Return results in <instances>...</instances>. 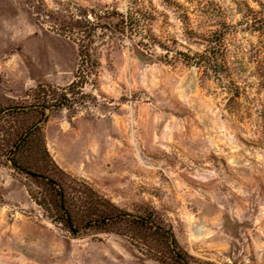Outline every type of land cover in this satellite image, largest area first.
I'll return each mask as SVG.
<instances>
[{
    "label": "rangeland",
    "instance_id": "obj_1",
    "mask_svg": "<svg viewBox=\"0 0 264 264\" xmlns=\"http://www.w3.org/2000/svg\"><path fill=\"white\" fill-rule=\"evenodd\" d=\"M85 19L98 66L75 80ZM74 81L46 112L49 159L33 141L27 162L153 209L193 264H264V0H0V110ZM40 119L1 115L0 140ZM40 184L0 157V264H159L116 234L73 238L31 200Z\"/></svg>",
    "mask_w": 264,
    "mask_h": 264
},
{
    "label": "trees",
    "instance_id": "obj_2",
    "mask_svg": "<svg viewBox=\"0 0 264 264\" xmlns=\"http://www.w3.org/2000/svg\"><path fill=\"white\" fill-rule=\"evenodd\" d=\"M72 27L75 28L73 30L86 34L83 39L75 42L79 56L75 80H81L79 76L85 70L84 59L90 62H87V67L90 68L89 74L98 66L95 61L91 63L94 40L90 28L93 25L85 19V21H75ZM207 55L206 53L196 55V64L207 63L216 69L213 60L215 58ZM78 85V82H72L62 90L61 94H48L50 91L46 93L39 87L35 92L34 105L0 110V116L7 114L11 120H15L17 116L27 115L31 110H39L41 115L40 121L30 125L22 133L16 134L15 139L8 133L3 136L0 140V157L4 156L17 174L41 182L40 192L28 191L31 200L53 223L62 225L73 238L85 236L90 232L116 234L127 239L139 253L159 264H193V259L180 247L172 229L153 209H146L143 215L134 216L100 196L87 183L72 178L57 167L50 170L49 166L45 167L42 163L32 164L25 160L24 154L33 141L38 143L40 161L49 159L42 129V125L47 122L46 112L70 106L73 101L69 95L80 88ZM83 85H85L84 81L81 82V86ZM49 97L51 100L46 101Z\"/></svg>",
    "mask_w": 264,
    "mask_h": 264
},
{
    "label": "bare ground",
    "instance_id": "obj_3",
    "mask_svg": "<svg viewBox=\"0 0 264 264\" xmlns=\"http://www.w3.org/2000/svg\"><path fill=\"white\" fill-rule=\"evenodd\" d=\"M200 229V228H199ZM195 232H197V231H195Z\"/></svg>",
    "mask_w": 264,
    "mask_h": 264
}]
</instances>
